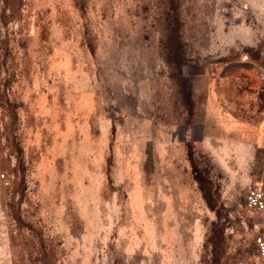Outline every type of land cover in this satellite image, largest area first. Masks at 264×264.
<instances>
[{"label":"rangeland","instance_id":"1","mask_svg":"<svg viewBox=\"0 0 264 264\" xmlns=\"http://www.w3.org/2000/svg\"><path fill=\"white\" fill-rule=\"evenodd\" d=\"M264 0H0V264H261Z\"/></svg>","mask_w":264,"mask_h":264},{"label":"built area","instance_id":"2","mask_svg":"<svg viewBox=\"0 0 264 264\" xmlns=\"http://www.w3.org/2000/svg\"><path fill=\"white\" fill-rule=\"evenodd\" d=\"M261 76H264L262 74ZM244 203L250 209L262 212L264 215V187H247L244 194ZM257 257L264 264V226L254 238Z\"/></svg>","mask_w":264,"mask_h":264},{"label":"crops","instance_id":"3","mask_svg":"<svg viewBox=\"0 0 264 264\" xmlns=\"http://www.w3.org/2000/svg\"><path fill=\"white\" fill-rule=\"evenodd\" d=\"M249 187V186H248ZM262 187H264V186H262ZM263 226H264V220H263ZM263 226H262V228H263ZM257 253V252H256Z\"/></svg>","mask_w":264,"mask_h":264}]
</instances>
